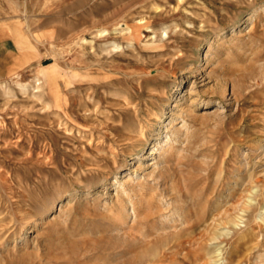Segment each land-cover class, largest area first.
<instances>
[{
	"label": "rangeland",
	"instance_id": "1",
	"mask_svg": "<svg viewBox=\"0 0 264 264\" xmlns=\"http://www.w3.org/2000/svg\"><path fill=\"white\" fill-rule=\"evenodd\" d=\"M0 264H264V0H0Z\"/></svg>",
	"mask_w": 264,
	"mask_h": 264
},
{
	"label": "bare ground",
	"instance_id": "2",
	"mask_svg": "<svg viewBox=\"0 0 264 264\" xmlns=\"http://www.w3.org/2000/svg\"><path fill=\"white\" fill-rule=\"evenodd\" d=\"M186 229V228H185ZM129 239V238H128ZM152 243V242H151ZM145 246V245H144ZM158 247V244L156 243V244H152V245H148L147 247L145 246L144 247V249L142 250V251H138L139 252V254H137L138 256H137V258L139 259H143V257H145V256H147V253H149V252H152V251H154V249H156ZM129 248V247H128ZM127 250V249H126ZM128 252V251H127ZM136 258V259H137ZM137 261V260H136Z\"/></svg>",
	"mask_w": 264,
	"mask_h": 264
}]
</instances>
